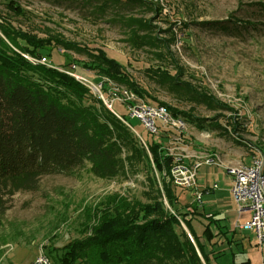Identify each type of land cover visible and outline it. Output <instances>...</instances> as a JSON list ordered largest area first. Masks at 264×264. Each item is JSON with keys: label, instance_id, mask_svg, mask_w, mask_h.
<instances>
[{"label": "rangeland", "instance_id": "rangeland-1", "mask_svg": "<svg viewBox=\"0 0 264 264\" xmlns=\"http://www.w3.org/2000/svg\"><path fill=\"white\" fill-rule=\"evenodd\" d=\"M144 3L150 8L110 7L103 13L95 5H82L79 0H0L1 23L11 29L20 44L37 46L31 49L21 44L18 48L1 30L0 35L25 59L55 67L82 82L88 80L84 83L113 112L120 117L128 116L134 127L126 123L143 142L149 139L151 130L145 122L131 117L135 108L129 101L141 107L165 103L180 114L190 112L195 117L222 123L218 129H203L179 119L183 122L181 127L158 124L161 126L153 134L154 139L163 141L170 153L185 159L189 166L203 163L197 169L195 187L204 191L209 184L219 185L217 192L203 194L205 209L219 213L216 217L224 215V223L235 230L238 213L231 194L232 175L221 164H243L264 157V24H258L264 23V15L260 13L264 0H145ZM121 11L147 18L160 39L156 42L160 50L145 44L131 46L122 23L114 18ZM250 19L259 22L246 29L245 20ZM104 52L125 65L124 69H107L117 78L115 81L141 90V97L106 76L104 67L99 66L106 64ZM149 67H157V71L168 68L183 85L214 99L218 108L211 110L189 98L185 91L177 92L161 84ZM102 85L109 87L111 99L101 91ZM235 122L239 130L243 126L242 140L232 133L231 123ZM211 158L214 163L206 162ZM142 167L140 164L139 171L130 177L110 179L95 176L87 163L71 174L43 176L36 190L10 194L6 190V210L0 219V264H29L42 248L56 264L64 245L88 236L104 201L124 195L147 202L148 173ZM195 187L175 189L180 205L194 202ZM202 229L197 227V233ZM236 231L245 240L239 248H233L235 255L227 243H218L213 252L219 251L221 255L214 257L209 248L210 263L250 260L251 264H264V247L256 245L255 231L249 228Z\"/></svg>", "mask_w": 264, "mask_h": 264}, {"label": "trees", "instance_id": "trees-1", "mask_svg": "<svg viewBox=\"0 0 264 264\" xmlns=\"http://www.w3.org/2000/svg\"><path fill=\"white\" fill-rule=\"evenodd\" d=\"M144 2L79 0L82 5H95L103 13L110 7L147 6ZM260 13L264 15L263 6ZM114 18L122 23L131 46L145 44L160 50L156 43L160 39L147 18L126 11L116 12ZM245 21L247 29L248 25L257 26L259 19ZM0 30L18 48L21 44L31 49L37 46L20 44L1 21ZM104 57L106 64L98 65L104 67L106 76L141 97V90L115 81L117 78L107 71L125 65L107 52ZM156 68L149 67V70L161 84L177 92L185 91L189 98L211 110L218 108L214 99L201 95L190 85H183L168 68L161 71ZM109 90L102 85L101 91L111 99ZM129 104L134 106L133 102ZM160 105L174 118L196 127L218 129L222 126L216 119L195 117L190 112L180 114L165 103ZM131 117L143 123L140 118ZM126 122L132 125L127 115L119 117L87 84L55 67L25 59L0 35V219L6 210V190L9 194L36 190L43 176L71 174L87 163L95 176L110 179L130 177L142 164L148 173L147 202L124 195L104 201L88 236L64 245L56 264H211L210 253L214 257L221 255L219 251L213 252L218 243H227L235 255L233 248L242 244L236 229L228 228L224 223L226 217L208 212L203 198L195 197L194 202L180 205L175 193L179 186L171 175L177 158L163 141L154 139V132L150 131L149 139L143 142ZM231 126L234 136L242 140L243 126L241 130L237 122ZM197 227L203 228L201 233H197ZM234 264L251 263L245 260Z\"/></svg>", "mask_w": 264, "mask_h": 264}, {"label": "built area", "instance_id": "built-area-1", "mask_svg": "<svg viewBox=\"0 0 264 264\" xmlns=\"http://www.w3.org/2000/svg\"><path fill=\"white\" fill-rule=\"evenodd\" d=\"M88 82V80H84ZM135 112L132 116L140 118L147 127L157 132L161 125L181 127L182 120L174 118L169 110L163 106L147 107L134 105ZM117 114V113H116ZM119 116V114H117ZM120 117V116H119ZM206 162L214 163L215 159H208ZM203 163L189 166L183 158H177L171 169L174 183L182 188H193L196 185L197 169ZM232 175V195L238 211V223L240 228H249L256 233L257 245L264 247V157H256L250 164H239L227 168ZM218 188L215 184L213 189ZM211 188L200 191L195 187V197L198 200L203 198V194L210 192ZM242 221V222H241ZM29 264H53L49 256L39 250L33 262Z\"/></svg>", "mask_w": 264, "mask_h": 264}, {"label": "crops", "instance_id": "crops-1", "mask_svg": "<svg viewBox=\"0 0 264 264\" xmlns=\"http://www.w3.org/2000/svg\"><path fill=\"white\" fill-rule=\"evenodd\" d=\"M225 163V162H224ZM223 162H222V164L221 165H224L225 167H229V166H235V165H239L240 163H238V164H232V165H228L227 163H225L224 164ZM251 163V159H250V161H248V162H244V164H250ZM233 178V177H232ZM215 184H217V183H214V184H209L208 186H206V188H211V190H210V192L209 193H212V192H217V190L219 189V185H218V188H216V189H213V186L215 185ZM205 188V189H206ZM231 188H232V183H231ZM231 192H232V190H231ZM232 194V193H231ZM232 197H233V195H232ZM234 199V198H233ZM204 204V203H203ZM205 206V205H204ZM236 211H237V209H236ZM237 213H238V211H237ZM223 217H225L224 215H223ZM237 223H238V221H237ZM238 228H240V226H238V225H236V227H235V229L236 230H238ZM237 236H239L238 238L240 239L241 238V242L243 243V240H245L244 239V237H242L241 235H240V233H238L237 232ZM257 240V239H256ZM256 245H257V242H256ZM263 249V248H262Z\"/></svg>", "mask_w": 264, "mask_h": 264}]
</instances>
